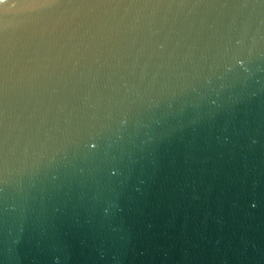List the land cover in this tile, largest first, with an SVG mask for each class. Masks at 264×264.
<instances>
[{"label":"water","instance_id":"95a60500","mask_svg":"<svg viewBox=\"0 0 264 264\" xmlns=\"http://www.w3.org/2000/svg\"><path fill=\"white\" fill-rule=\"evenodd\" d=\"M0 264H264V0H0Z\"/></svg>","mask_w":264,"mask_h":264}]
</instances>
